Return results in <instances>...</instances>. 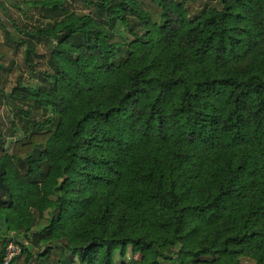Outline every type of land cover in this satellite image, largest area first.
<instances>
[{"label":"trees","instance_id":"trees-1","mask_svg":"<svg viewBox=\"0 0 264 264\" xmlns=\"http://www.w3.org/2000/svg\"><path fill=\"white\" fill-rule=\"evenodd\" d=\"M215 2L33 0L6 30L0 264H264V0Z\"/></svg>","mask_w":264,"mask_h":264},{"label":"rangeland","instance_id":"rangeland-1","mask_svg":"<svg viewBox=\"0 0 264 264\" xmlns=\"http://www.w3.org/2000/svg\"><path fill=\"white\" fill-rule=\"evenodd\" d=\"M33 0H0V43L6 41V30L17 35L15 23L19 25H32L36 18V11L31 5ZM72 2L73 0H68ZM216 4L215 0H187V5L192 11L199 10L205 3ZM74 8H80L79 3H73ZM152 18L156 22L161 20V12L158 7H154L151 11ZM44 46L41 45V49L44 51ZM22 50L18 53L7 55L4 58H0V87H5L6 90L10 91L12 87L17 84L19 76L24 73V63L22 61ZM4 66V67H3ZM27 76H25L26 78ZM27 80V79H26ZM0 121H3L8 126L12 121V107L5 101L4 96L0 95ZM13 137H9L7 140V151L11 153ZM14 235L19 239H23V234L11 232L9 235ZM133 255L131 250H128V256ZM139 257L138 254L134 255ZM25 254L20 256V260L16 264H28L25 260ZM120 260V259H119ZM118 263L120 264V261ZM245 264H253L251 260H244ZM163 264H174L172 261H163Z\"/></svg>","mask_w":264,"mask_h":264},{"label":"built area","instance_id":"built-area-1","mask_svg":"<svg viewBox=\"0 0 264 264\" xmlns=\"http://www.w3.org/2000/svg\"><path fill=\"white\" fill-rule=\"evenodd\" d=\"M22 253L20 243L12 239L6 246V253L3 258V264H12L13 260Z\"/></svg>","mask_w":264,"mask_h":264},{"label":"water","instance_id":"water-1","mask_svg":"<svg viewBox=\"0 0 264 264\" xmlns=\"http://www.w3.org/2000/svg\"><path fill=\"white\" fill-rule=\"evenodd\" d=\"M0 187L3 189V191L8 190V185L4 182L3 176L1 173H0Z\"/></svg>","mask_w":264,"mask_h":264}]
</instances>
